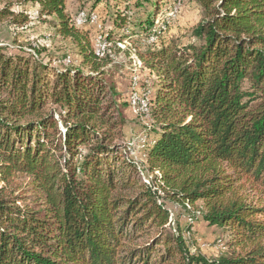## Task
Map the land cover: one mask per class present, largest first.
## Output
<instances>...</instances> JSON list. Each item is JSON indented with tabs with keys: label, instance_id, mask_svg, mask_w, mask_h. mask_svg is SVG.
<instances>
[{
	"label": "trees",
	"instance_id": "1",
	"mask_svg": "<svg viewBox=\"0 0 264 264\" xmlns=\"http://www.w3.org/2000/svg\"><path fill=\"white\" fill-rule=\"evenodd\" d=\"M134 1L153 8L139 23L150 32L162 0ZM192 1L202 13L193 42L158 36L138 53L156 77L148 185L115 142L126 120L88 23H74L67 0H0L1 23L23 25L29 15L14 7L35 6L81 56V67L51 65L0 42V264H264V0ZM165 199L243 249L190 253V226L172 229Z\"/></svg>",
	"mask_w": 264,
	"mask_h": 264
},
{
	"label": "rangeland",
	"instance_id": "2",
	"mask_svg": "<svg viewBox=\"0 0 264 264\" xmlns=\"http://www.w3.org/2000/svg\"><path fill=\"white\" fill-rule=\"evenodd\" d=\"M93 1L67 0V11L73 19L77 18L76 15L80 11H83L86 16L89 14L91 18L95 16L92 21L88 17L82 25H78L83 26L88 23L85 27L83 26V29L88 31L94 51L100 49L95 42H100L101 36L112 34L108 49L106 48L105 51V55H109L112 61L102 70L106 71L105 79L108 83L115 85L120 95L117 102L120 103V109L126 120L121 127L123 136L115 142L122 145L129 160L138 166L141 181L154 185L153 175L142 165L145 159L143 146L150 138L147 136L151 126L149 109L148 112L141 111L140 104L133 105L131 98L134 95L141 97L148 102L149 108L156 77L142 65L138 53L148 45L156 43L158 36H161V41L171 40L178 47H185L193 42L191 32L202 17L201 8L192 0H162L155 17L154 27L150 32H145L140 31L139 23L147 18L148 13L151 15L153 8L149 4L138 8L135 7L134 0H100L92 8ZM14 10L26 11L29 18L25 24L17 26L0 22V42L21 47V49L7 47V55L31 53L40 58L52 59L51 65H58L55 60L64 58V64L72 60L73 66H80L81 56L78 54L77 47L69 39H63L54 34L50 18L39 17L36 7L32 5L14 7ZM123 16H126V21L121 27H117L114 24L115 19ZM12 38L15 39L14 42ZM26 181L27 178L20 175L15 179L14 185H24ZM159 194L163 195L160 191ZM248 199L257 201V196L250 193ZM164 205L170 213L172 229L190 226V230L183 234L190 253L214 259L221 254L243 249L235 247L233 243L229 244L231 235L228 230L209 225L201 216L192 220V216L198 213L196 209L187 211L166 199Z\"/></svg>",
	"mask_w": 264,
	"mask_h": 264
},
{
	"label": "bare ground",
	"instance_id": "3",
	"mask_svg": "<svg viewBox=\"0 0 264 264\" xmlns=\"http://www.w3.org/2000/svg\"><path fill=\"white\" fill-rule=\"evenodd\" d=\"M83 16H86V14L83 12ZM89 17V20L90 21H92L93 19H94V17H90V15L88 16H86V18H88ZM86 20H79V18L77 17L76 19H74V23L78 26V25H82L83 24V22H85ZM161 28V27H160ZM155 41H156V39H155ZM101 42V41H100ZM109 44H107L104 48H101V49H98V51H95V54L98 56V57H101L102 55H104L105 54V51H106V48H107V46H108ZM108 49V48H107ZM67 62L69 61L68 59L66 60ZM131 100H132V104L134 105V104H140V110L141 111H143V112H148V102L147 101H145V100H142V98L141 97H139V96H137V95H134V96H132V98H131Z\"/></svg>",
	"mask_w": 264,
	"mask_h": 264
},
{
	"label": "built area",
	"instance_id": "4",
	"mask_svg": "<svg viewBox=\"0 0 264 264\" xmlns=\"http://www.w3.org/2000/svg\"><path fill=\"white\" fill-rule=\"evenodd\" d=\"M76 16L79 18L80 21L88 20L86 19V16H83V11L78 12ZM95 43L101 49V48H104L106 44H108V41L105 40V37L101 36V42H95Z\"/></svg>",
	"mask_w": 264,
	"mask_h": 264
}]
</instances>
